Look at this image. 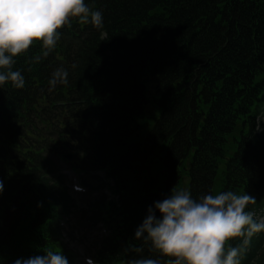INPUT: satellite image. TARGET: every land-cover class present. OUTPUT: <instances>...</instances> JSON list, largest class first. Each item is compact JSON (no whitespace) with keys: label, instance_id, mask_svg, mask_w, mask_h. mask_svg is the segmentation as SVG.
I'll return each instance as SVG.
<instances>
[{"label":"trees","instance_id":"obj_1","mask_svg":"<svg viewBox=\"0 0 264 264\" xmlns=\"http://www.w3.org/2000/svg\"><path fill=\"white\" fill-rule=\"evenodd\" d=\"M85 2L103 27L70 18L47 57L34 41L14 58L23 88L0 87V264L47 248L77 264L65 242L75 229L59 226L84 212L55 162L66 151H82L71 165L102 172L117 196L96 210L108 229L92 244L97 264H128L122 250L146 207L172 187L194 198L245 191L256 198L247 209H264V0ZM60 66L69 83L51 88ZM242 240L225 247L242 246L240 264H264V231Z\"/></svg>","mask_w":264,"mask_h":264},{"label":"clouds","instance_id":"obj_2","mask_svg":"<svg viewBox=\"0 0 264 264\" xmlns=\"http://www.w3.org/2000/svg\"><path fill=\"white\" fill-rule=\"evenodd\" d=\"M73 17L103 27L102 11L90 8L85 0H0V87L10 82L23 88L25 77L14 68V58L34 41L41 42V56L47 57L60 38L57 29ZM68 74L63 66L55 68L48 85H67ZM3 189L0 180V193ZM254 203L255 196L245 191H209L194 198L188 188L172 187L146 207L132 240L122 251L129 257L128 264H240L242 246L225 247V243L243 237L241 244L246 246L255 233L264 231V218H255L246 208ZM12 264L69 262L61 250L47 248L42 255L16 258Z\"/></svg>","mask_w":264,"mask_h":264},{"label":"rangeland","instance_id":"obj_3","mask_svg":"<svg viewBox=\"0 0 264 264\" xmlns=\"http://www.w3.org/2000/svg\"><path fill=\"white\" fill-rule=\"evenodd\" d=\"M145 81H146V83H145L146 96L151 101V98H149V95H148L147 88H149L151 91L153 90L152 89L153 86H154L153 79L151 77H147L145 79ZM153 95H154V93H153ZM152 99H153V96H152ZM148 114L149 115L152 114V111H150ZM262 119L264 121V115H263ZM153 121L154 120L151 121V120H147L146 119L145 124H144V126L146 127V130H144V131H147V128L150 126V124ZM62 169L63 170L66 169V166L63 165V164H62ZM97 175H98V178L91 179L92 186H98L101 183V181L103 180V174L97 173ZM95 192L98 193L97 191H95ZM254 216L257 219L264 218V212H263V214H254ZM68 224H69V226H70L71 229H76V230L78 229L75 232L74 239H72L68 243H69V247L71 249H73L76 254L79 255L78 257H79V262H80L81 257L87 255L88 251L92 248V244L94 242V239H97L98 240L100 238V235H99L100 234V231L96 227H90L85 222L79 224V227L73 221H69Z\"/></svg>","mask_w":264,"mask_h":264},{"label":"water","instance_id":"obj_4","mask_svg":"<svg viewBox=\"0 0 264 264\" xmlns=\"http://www.w3.org/2000/svg\"><path fill=\"white\" fill-rule=\"evenodd\" d=\"M45 135L48 136V137H52V138H56V137H57V134H56V133H53V132H46ZM72 157H73V156L70 155V154H67V155L64 156V158H66V159H68V160H71Z\"/></svg>","mask_w":264,"mask_h":264}]
</instances>
